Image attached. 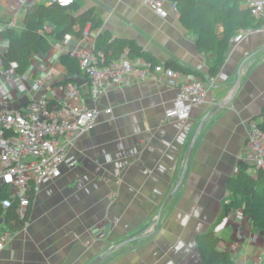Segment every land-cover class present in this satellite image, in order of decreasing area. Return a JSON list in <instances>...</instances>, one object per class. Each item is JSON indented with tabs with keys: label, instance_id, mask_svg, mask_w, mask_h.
Instances as JSON below:
<instances>
[{
	"label": "crops",
	"instance_id": "crops-1",
	"mask_svg": "<svg viewBox=\"0 0 264 264\" xmlns=\"http://www.w3.org/2000/svg\"><path fill=\"white\" fill-rule=\"evenodd\" d=\"M40 1L0 0V27L23 29L25 9ZM75 1L81 6L77 16L92 11L101 25L87 24L84 37L71 33L63 40L52 39L48 52L32 56L24 74L27 90L7 85V103L20 108L45 97L112 112H103L76 139L68 150L76 165H63L61 176L33 197L22 223L16 222L22 218L17 212L10 221L4 217L0 231L10 232L12 240L0 253V264H92L100 256L99 264H204L198 236L211 231L219 238L217 250L229 253L232 264H264V233L242 209L224 214L233 195L230 180L244 162L248 123L264 122V30L232 44L219 73L228 79L209 90L213 104L195 108L186 120L167 119L176 88L164 78L137 79L98 100L89 95V82L79 87L78 97L70 98L62 84L69 73L62 56L93 51L107 33L111 40H135L161 63L183 64L189 69L184 74L202 77L209 85L213 52L198 49L197 33L186 29L178 9L167 0L165 14L139 0ZM53 28L47 25L48 31ZM8 45L0 34V53ZM134 62L148 64L144 58ZM45 75L51 81L35 89V80ZM5 82L0 57V86ZM223 102L228 103L199 129L208 112ZM194 138L186 174L172 193ZM246 170L253 177L260 171L252 164Z\"/></svg>",
	"mask_w": 264,
	"mask_h": 264
},
{
	"label": "built area",
	"instance_id": "built-area-1",
	"mask_svg": "<svg viewBox=\"0 0 264 264\" xmlns=\"http://www.w3.org/2000/svg\"><path fill=\"white\" fill-rule=\"evenodd\" d=\"M160 14H165V0H139ZM47 5L57 3L67 6L73 0H42ZM246 7L251 15L262 21L258 27L240 29L232 38V44L238 45L249 37L264 30V0H246ZM2 28L0 27V34ZM72 56L80 61L83 74L90 80L89 95L98 100L102 95L114 88L130 86L134 80L164 78L168 86L176 88L173 105L166 109L167 119L186 120L195 108L210 102L209 90L222 81L226 74L209 77V85L202 77L190 78L186 74L164 65L140 66L129 57L125 49L120 56L110 63L104 61L102 53L93 51L74 52ZM18 64L12 62L5 69V83L0 86V190L7 188V195L1 200L4 212L15 206L16 212L22 217L31 205L32 198L48 183L59 178L62 166L74 167L77 160L68 156V150L76 139L86 132L105 112L110 114L112 108H101L97 105L74 106L60 103L50 105V99L33 98L23 107H11L7 103V85L14 84L19 92L27 90L24 75L16 71ZM51 81L50 75L37 78L34 88L38 89ZM70 98L79 96V86L69 82L64 87ZM216 106V105H215ZM243 161L264 170V129L256 120H250L247 130V142ZM1 192V191H0ZM112 193V198L117 197ZM3 220L4 217L1 215ZM4 222V221H3ZM1 228V225H0ZM12 240L10 232L0 231V253Z\"/></svg>",
	"mask_w": 264,
	"mask_h": 264
},
{
	"label": "trees",
	"instance_id": "trees-1",
	"mask_svg": "<svg viewBox=\"0 0 264 264\" xmlns=\"http://www.w3.org/2000/svg\"><path fill=\"white\" fill-rule=\"evenodd\" d=\"M246 0H175L174 5L180 13V20L189 31L197 33L196 45L199 50L207 53L213 52L210 68V76L220 73L221 66L228 57L232 46V38L240 29L258 27L262 21L254 18L247 7H242ZM81 6L75 0L67 6L57 3L47 5L44 2H36L25 9L24 27L21 30L7 24L2 28L1 35L8 40L9 45L5 53H0L4 69L9 68L12 62H16L17 73L24 75L31 63L32 56L38 53H46L50 50L51 40H63L68 34L75 33L84 37L87 24L99 27L101 21L93 16L92 11H87L80 16ZM74 18V22L72 21ZM52 23L54 28L47 30V25ZM79 23L80 28L75 29ZM223 30H220V28ZM129 50L131 60L144 58L151 66L164 65L176 71L187 73L189 69L173 60L165 63L158 61L153 54L147 52L135 40L115 39L104 33L97 39L94 51L102 53L107 63L117 59L125 50ZM62 62L68 69V74L80 72V61L71 54H64ZM69 83L63 81V85ZM51 106L59 105L55 100H50ZM264 129V122L260 123ZM249 163L242 162L238 176L230 180L229 187L233 193L232 198L225 203L224 214H229L234 209H242L244 214L252 219L254 228L264 233V170L260 169L257 177L247 172ZM7 188L0 192V215L10 221L15 217V206L4 212L1 208V200L6 197ZM33 199V198H32ZM23 219H16L22 223ZM219 238L214 231L198 236V247L204 264H232L231 255L225 251L217 250Z\"/></svg>",
	"mask_w": 264,
	"mask_h": 264
},
{
	"label": "water",
	"instance_id": "water-1",
	"mask_svg": "<svg viewBox=\"0 0 264 264\" xmlns=\"http://www.w3.org/2000/svg\"><path fill=\"white\" fill-rule=\"evenodd\" d=\"M169 2H172L174 3L175 0H167ZM72 21L74 22V18H72ZM66 80H68L69 82H74L76 83L79 87L87 84L90 82L88 76L86 74H83V73H80V72H76V73H71V74H67L66 76ZM236 92V88L233 90V93H232V96L234 95V93ZM228 102H223L222 104H219V105H216L210 112H208V114L205 116V118L202 120L201 124H200V127L199 129L202 128V125L204 124L205 120L210 116L212 115L213 113H216V112H219L220 110H222V107H224L223 105L224 104H227ZM197 138V137H196ZM196 138H194L193 142L191 143L190 145V148H189V151H188V155H187V159H186V162H185V166H184V169H183V172H182V176H181V179H180V182L179 184L176 186L175 190L172 192V193H175L176 190L178 189L179 185L182 183L183 179H184V176L186 174V170L188 168V165H189V162H190V157H191V154H192V150H193V147H194V143L196 141ZM173 194H171L169 196L168 199H170V197H172ZM168 201V200H167ZM167 201L165 202L164 206L166 205ZM163 206V207H164ZM163 207L160 209L159 211V216H158V222L160 220V217H161V214H162V210H163ZM3 223V218L0 216V224ZM158 225V224H157ZM157 225L155 226L157 228ZM103 256H100L98 259H96L92 264H99L100 261L102 260Z\"/></svg>",
	"mask_w": 264,
	"mask_h": 264
}]
</instances>
